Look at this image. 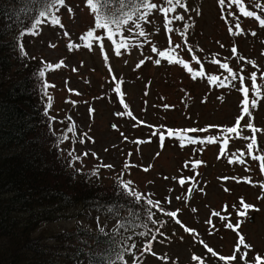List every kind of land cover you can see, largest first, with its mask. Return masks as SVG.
<instances>
[{
    "label": "rangeland",
    "instance_id": "374dc122",
    "mask_svg": "<svg viewBox=\"0 0 264 264\" xmlns=\"http://www.w3.org/2000/svg\"><path fill=\"white\" fill-rule=\"evenodd\" d=\"M184 4L167 19L153 11L151 23L137 21L140 28L127 24L109 31L95 27V0L91 5L66 0L53 8L60 24L43 25L29 54L53 67L46 76L50 115L55 129L69 126L64 147L81 159L76 166L97 168L108 187L119 178L131 181L136 194L156 202L160 230L151 252H142L146 243L137 244L143 264H217L220 256L233 257L224 260L229 264H257V257L264 261V98L256 97V90L264 94V28L255 17L264 18V10L243 0L245 10L254 12L247 18L240 6L218 0ZM176 15L184 19H171ZM118 28L125 30L123 49L114 34ZM224 64L256 73L257 88L252 76L243 84L249 89L247 105L239 85L225 84L234 77L227 76ZM254 98L259 102L252 108ZM249 123L259 131L247 128ZM230 127L237 132L229 133ZM253 137L257 142L249 150ZM241 199L253 206L246 216L237 214L244 211ZM72 225L67 221L52 229Z\"/></svg>",
    "mask_w": 264,
    "mask_h": 264
},
{
    "label": "trees",
    "instance_id": "16d2710c",
    "mask_svg": "<svg viewBox=\"0 0 264 264\" xmlns=\"http://www.w3.org/2000/svg\"><path fill=\"white\" fill-rule=\"evenodd\" d=\"M253 1L264 10V0ZM127 3L124 12L139 11L133 0ZM47 4L48 0H0V264H90L89 254L91 264H100L102 254L111 255L113 264H133L134 257L143 264L145 255L137 254V244L148 243L149 236L153 241L160 230L153 205L128 195L133 189H124L121 178L108 187L97 168L77 167L81 159L64 147L69 126L60 131L54 127L46 81L53 67L29 54L43 25H57L52 21L57 6L49 8L47 19L39 17ZM118 6L119 0H113L111 7ZM35 19L42 23L32 30ZM116 30V41L126 47L125 30ZM239 65L226 70L234 78L225 84L239 85L237 89L242 86L240 77L251 79L250 69ZM204 75L211 83L213 77ZM256 91L257 99H263L262 91ZM67 221L73 223L71 228L52 229ZM109 237L122 253L130 244L136 247L117 261L104 243ZM230 262L217 258V264Z\"/></svg>",
    "mask_w": 264,
    "mask_h": 264
},
{
    "label": "snow or ice",
    "instance_id": "6c2138e0",
    "mask_svg": "<svg viewBox=\"0 0 264 264\" xmlns=\"http://www.w3.org/2000/svg\"><path fill=\"white\" fill-rule=\"evenodd\" d=\"M88 4H93V0H87ZM113 0H95V8H94V12H95V20H96V24L95 27L99 28V29H105L108 28L109 31H112L113 26H120V25H127L130 24L131 26H134L135 28H140L141 24L137 23V21H143L145 24L147 23H151V20L149 19V16L151 15V13L153 11H162L165 13L166 19H167V14L169 13H174L176 12L177 8H185V4H184V0H160V2H154V0H138V3H136V0H133V3L135 4L136 8L139 9L138 12H134V11H129V12H124L123 9L128 8V3L127 0H119V4H120V8L119 9H113L111 7ZM218 2L223 5L225 3L228 4L229 7L233 6V5H237L240 6L239 7V11L243 14L244 17L247 18H251L254 16V12L253 11H246L245 8L242 6L243 5V0H218ZM66 4V0H48V4L45 6L44 9L39 11V17L41 18H45L47 19L51 13L49 11V8L51 7H56V6H64ZM164 5V7H161V5ZM255 7L259 8L260 5L256 4ZM57 11H59V8H57ZM69 13L72 12L71 8H68ZM229 15H233L232 12H229ZM133 16H135V19H133ZM258 21L259 24L261 26H264V18H261L260 16H256L255 17ZM171 19L174 20H183L184 16L181 15H176L173 16ZM52 21L56 24H60V19L59 17L53 16L52 17ZM168 22L170 23L171 20H168ZM42 23L41 19H35L34 23L31 25V29L35 30L37 29L38 25H40ZM235 28L240 30V32L243 31V29L241 28L240 24H236ZM168 31H174V29H167ZM230 32H232V29L229 30ZM22 35L24 34L23 32L21 33ZM31 34H35L34 31L31 32ZM115 34V33H114ZM65 35H67V33H65ZM88 36H92L93 32L90 30L87 33ZM139 36H145L146 33L144 31H140L138 33ZM253 35H255V33H253ZM125 47V44L123 42H121L120 44V48L123 49ZM176 47H180L179 44L176 45ZM153 51H157L156 48L152 49ZM237 49L235 47L232 48V52L236 53ZM117 54H119V51H117ZM159 55L163 56L164 53L160 52ZM241 59H243V57H240ZM193 59H196L195 57H193ZM141 63H143V61H141ZM157 64L160 63L159 60L156 61ZM178 63H183V61H178ZM213 63H216V61H213ZM139 67V65H137ZM186 66V65H185ZM222 67L224 68H228L227 64L222 65ZM41 76L44 75L43 72L40 73ZM252 78H253V88H255V77H256V73L253 72L251 74ZM245 77H240L241 80V84L243 85V81H244ZM241 90L245 93V100L242 102L244 105L248 104V93H249V89L247 88H241ZM256 103H257V99L254 98L251 101V107L255 108L256 107ZM165 107H170L168 105H165ZM94 109H90V113L93 112ZM243 112L244 113H248L249 112V108L247 106H245L243 108ZM129 115H131V113H129ZM239 119L237 120V124L239 125ZM249 129H252L253 132H257L259 131L258 129H254L253 125L251 123L247 124L246 126ZM191 132H197V129H191ZM227 131L229 133H236L237 132V128L236 127H230L227 129ZM169 135H171V132H169ZM161 140L164 139L163 136L160 137ZM82 142V141H81ZM211 142V141H210ZM256 139L255 137H253L252 139V143H249L247 145V148L249 150L253 149V145L256 143ZM262 151H264V149H262ZM71 155V153H69ZM86 155V154H85ZM74 159H79V157H74ZM253 159L255 160H259L261 159V157L259 156H254ZM231 162V161H230ZM197 163H200L199 161ZM107 167H111V165H108ZM261 170L264 171V165H261ZM251 181V178H249V182ZM131 181H128L127 183L123 184L122 187L124 189H128L129 185L131 184ZM180 183L183 185L184 184V180L182 179L180 181ZM264 187V186H262ZM190 191H192V189H190ZM130 196H133L134 199L136 201H140L141 200V196L136 194L135 190H131L128 191L127 193ZM148 203L150 205H154L156 202L149 200ZM240 204L242 206V208L244 209L243 212L238 211V215L241 216H246L247 214V210L252 208V205H248L247 203H245L243 201V199H241ZM109 212H113L114 209L113 208H109L108 209ZM193 211H195V209H193ZM169 216L171 217H175L177 215L176 212H170L168 213ZM216 215H219V213H216ZM149 219H151V217H149ZM179 223V221H177ZM210 222V221H209ZM153 223H156V221H153ZM124 225L121 224L120 227H123ZM227 227L231 228L233 227L231 224L226 225ZM99 232L101 234L105 233V229L103 227L99 228ZM141 235H144V233H141ZM129 239H131L129 237ZM152 239H155V237H152ZM97 242L99 243L100 241L97 240ZM105 244L109 245V247L113 250L117 261H121L123 260L124 254L125 253H129L132 251V249H134L136 247L135 244H130L128 245L125 249L124 252H120L119 250L116 249L115 244L116 241L114 240L113 237H109L107 240L104 241ZM241 243H243V240H241ZM151 241H149L148 243L145 244L144 249H142V252L146 251V252H151ZM107 249L105 250V252L107 253ZM209 252H212L213 255H216L215 252H213V250L211 248L208 249ZM90 255V264L92 261V257L91 254ZM233 257H224V256H220L221 260H226V259H232ZM100 264H113V261L111 260V255H105L102 254L101 257L99 258ZM257 261L258 264H264V261H261L259 257H257ZM133 264H140V259L139 258H135L133 260Z\"/></svg>",
    "mask_w": 264,
    "mask_h": 264
},
{
    "label": "water",
    "instance_id": "95a60500",
    "mask_svg": "<svg viewBox=\"0 0 264 264\" xmlns=\"http://www.w3.org/2000/svg\"><path fill=\"white\" fill-rule=\"evenodd\" d=\"M190 136H192V137H197L196 135H193V134H191ZM192 192V191H191ZM191 192H190V194H191Z\"/></svg>",
    "mask_w": 264,
    "mask_h": 264
}]
</instances>
